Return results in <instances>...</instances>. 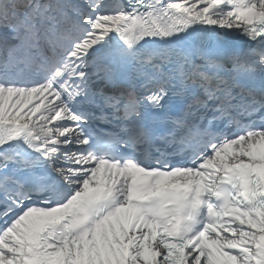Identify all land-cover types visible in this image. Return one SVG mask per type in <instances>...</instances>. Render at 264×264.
I'll use <instances>...</instances> for the list:
<instances>
[{
    "label": "snow or ice",
    "instance_id": "1",
    "mask_svg": "<svg viewBox=\"0 0 264 264\" xmlns=\"http://www.w3.org/2000/svg\"><path fill=\"white\" fill-rule=\"evenodd\" d=\"M0 264H264V0H0Z\"/></svg>",
    "mask_w": 264,
    "mask_h": 264
}]
</instances>
